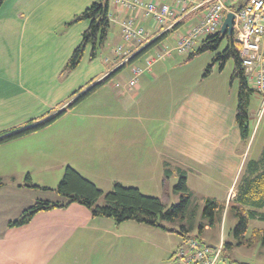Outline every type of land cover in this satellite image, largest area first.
I'll use <instances>...</instances> for the list:
<instances>
[{"label": "crops", "instance_id": "obj_1", "mask_svg": "<svg viewBox=\"0 0 264 264\" xmlns=\"http://www.w3.org/2000/svg\"><path fill=\"white\" fill-rule=\"evenodd\" d=\"M95 1L6 0L0 7V134L66 109L78 95L165 35L136 60L140 65L134 67L139 66L142 72L135 86L131 85L134 74L130 79L112 82L111 88L104 85L109 90L102 94V110H82L87 97L76 105L80 110L73 112L70 126L59 127L54 122L0 144V162L5 168L1 170L7 174L0 171V176H10L3 178L5 184L0 186V264H156L158 252L148 253L145 262L141 244L157 248L155 240L160 235L180 236L134 220L117 223L110 217H96L79 203L40 211L28 223L10 226L37 201L62 200L51 190L27 185L30 173L25 178L14 177L15 170L23 175L32 163L45 169L74 166L96 185L93 175L111 177L115 183L124 176L178 181L185 176L187 185L191 177L228 178V199L231 192L232 199L236 196L241 178H252L264 170L263 135L254 146L259 133L258 123L252 127L255 111L251 113L249 108L248 137L242 135L237 121L239 87L236 102L217 89L209 90L210 94L193 89L187 68L197 56L190 57L191 53L197 49L192 48L188 55L178 50L179 39L204 14L206 0H195L186 8L177 0H139L143 5L134 10L113 0L111 28L116 25L120 38L114 53L106 55V41L104 52L98 50L93 58L88 46L81 63L63 73L91 24L89 20L71 21ZM150 2L170 6L172 14L164 26L147 13L145 5ZM128 21L136 30H142L129 42L123 38V26ZM172 34L176 37L167 41ZM161 42L168 44L160 46ZM147 60H153L150 66ZM210 74L204 73L201 83ZM254 95L262 103V97L253 93L250 105ZM47 147L53 149L44 152ZM31 181L51 189L58 186L33 178ZM213 225L204 223L200 233ZM188 234L180 236L179 244L174 240L163 249L166 257L170 256V264L179 246L192 238ZM225 242L221 240L223 248Z\"/></svg>", "mask_w": 264, "mask_h": 264}, {"label": "trees", "instance_id": "obj_2", "mask_svg": "<svg viewBox=\"0 0 264 264\" xmlns=\"http://www.w3.org/2000/svg\"><path fill=\"white\" fill-rule=\"evenodd\" d=\"M6 0H0V7ZM237 6H232L235 10ZM81 20H89L90 27L83 33L81 44L75 49L64 72L76 68L82 61L85 50L88 46L92 48V57H96L98 50L104 46L109 32L111 29V16H110V0H96L92 5L86 8L81 14L71 21L75 23ZM164 34L152 41L138 53L130 57L124 64L114 70L109 76L99 80L88 88L85 92L81 93L74 99L66 109L61 110L50 118L38 122H31L23 128L11 131L9 133L0 134V144L24 137L31 133L37 132L61 118L65 113L85 100L97 89L103 87L111 81L123 68L133 64L136 60L142 57L150 48L159 43ZM226 40L227 44L222 51H219L221 44ZM205 51L215 52L214 62H219L220 68L223 69L226 62L232 58L235 63L233 72V79L239 80L238 92V108H237V121L240 126L242 135L249 136V106L250 99L255 90L250 86L249 81L245 75L242 65L240 45L236 40V35L233 33L231 37H222L221 34L215 33L205 37L202 40V46L196 51L192 52L190 57L198 55ZM210 65L205 71V76L209 75L213 69ZM264 159L262 160V162ZM264 164V163H263ZM259 171V168L258 170ZM27 185L30 187L40 188L42 190H51L58 194L61 201L40 200L34 203L30 208L25 210L21 217L9 223L10 226H20L28 223L30 219L38 212L51 210L54 208H64L72 203H79L86 206L96 217H110L117 223L134 220L140 223L147 224L153 227H161L168 231L178 233L185 238L189 230L193 226L188 227L181 224V229L168 228L163 221L176 222L178 220L184 221L187 219L189 208L192 204L193 193L187 185V178L182 176L175 186V190L180 193V201L177 204L168 206L161 198L155 196L144 195L137 187H128L119 182H116L113 189L109 192H104L94 182L85 178L74 167L68 165L64 170V175L54 189L42 187L32 183L30 175H27ZM5 182L0 176V186ZM103 199V203L101 200ZM223 204L215 199H207L206 207L204 209V216L209 217V223L213 225L215 222V215L218 211H222ZM230 209L238 218V224L234 229V237L236 244L232 242H225V250L233 248V246H242L245 244L253 243L252 238H247L249 224L252 220L264 221V170L260 171L252 178H241L237 188L236 196L231 199ZM195 213L190 218L194 219ZM204 229V224L200 226ZM263 231V232H262ZM263 234L264 230H255L254 235ZM250 245V244H249Z\"/></svg>", "mask_w": 264, "mask_h": 264}, {"label": "rangeland", "instance_id": "obj_3", "mask_svg": "<svg viewBox=\"0 0 264 264\" xmlns=\"http://www.w3.org/2000/svg\"><path fill=\"white\" fill-rule=\"evenodd\" d=\"M113 0H110V9L111 11L114 8ZM187 26L183 28V30H186ZM181 30V31H183ZM118 29L116 28V25L114 27L112 26L109 34V38L106 42V48H108V52L106 55H112V51L114 53V48L117 47V45L120 43V38L118 33ZM175 34H172L169 38H166L167 41L172 40L175 38ZM165 41V40H164ZM166 43L159 44L160 46H165ZM227 44V41L224 40L221 44V47L219 48V51H222ZM110 45V46H109ZM200 46H202L201 40L198 41V44L193 47L194 50L198 49ZM104 47V46H103ZM101 47V49L104 52V48ZM193 50V51H194ZM190 51H187L185 54H189ZM109 53V54H108ZM186 56V55H183ZM215 52L212 51H205L197 55L190 63L189 67L187 68V72L190 71V79H191V87L193 89H199L200 91H204L207 94H210L209 90H218L221 92L223 97H232L231 100L234 102L237 101V92L239 87V81L238 79H233V71H234V60L230 58L223 69L220 68L219 62H214L215 58ZM183 58V57H182ZM135 65H140V62L136 61L128 65L127 67L123 68L115 77L112 78L110 82H108L106 85L111 88L112 82H119L120 79L124 80L130 79L132 77L131 74L133 71V67ZM210 65H213V71L210 74V77H206V81L204 83H201V79L203 78V75L208 69ZM121 73V75H119ZM107 87L103 86L101 87L100 93L98 95L94 96L95 92L88 97V103L85 105L82 110H102L103 109V97L102 94ZM101 94V95H99ZM212 94V93H211ZM94 96V97H92ZM93 103H90L92 102ZM89 104V105H88ZM250 112L253 113V110L255 111V121L252 122V127L254 125H257L256 130L259 131L257 135V140L254 143V146H256L257 142L259 141V137L262 135L264 136V110L262 109L261 102L258 101L257 96H253L251 105L249 106ZM77 110L79 111L80 108L78 106H74L73 108L69 109L62 118L57 119L55 123L56 126L59 127H68L70 126V122H72V116L73 112ZM76 111V112H77ZM55 123H52L55 124ZM53 149V147H47L44 152H50ZM52 153H57L55 150L52 151ZM74 167V166H73ZM5 169L4 166L0 162V171H2L3 175H7L6 172H4ZM63 167H52L50 169H45L42 167L37 166V164L32 163L29 165L26 170H24V174H20L19 170H15L14 177L16 178H25L26 173H30V178H33L35 182L37 180H41L44 183H53L52 185L57 186L58 185V179L62 178L64 175ZM124 176V174H123ZM2 178H10V176H3ZM93 179L97 181V185L101 187V189L104 192H109L113 189L115 179L111 177L102 176L96 178L93 175ZM120 179L119 183L128 186V187H137L140 189V191L147 196H155L161 198L168 206H171L173 204L179 203L181 197L180 193H178L175 190V185L178 183V178H154V180L148 179V178H127L124 176L123 178H117ZM230 179L228 178H188V187L193 192L192 197V204L189 208V213L187 215V219L184 221H176V222H168L163 221V224L174 227L177 229H181V224H185L188 227L193 226L191 230H189V237L192 238H199L203 239L205 243L211 244L213 246H218L221 244V240H224L226 242H235L234 237V229L236 228L238 224V218L234 215V212L230 209L231 206V199H232V192L230 194V198H227L228 193V187L230 185ZM58 181V182H57ZM54 196V195H49ZM208 198H214L217 201H219L221 204H223L224 209L222 208V211H218L215 215L216 223L215 226L210 230L205 231L203 234L200 233V226L204 223H209V217L204 216V209L206 207V200ZM56 200V199H55ZM103 199L101 200V202ZM195 213L194 219H192L190 216ZM255 230H264V222L258 221V220H252L249 224L248 232H247V238H252L253 243L245 244L242 246H234L233 248H229L225 250L223 248V255L227 257V264H264V237L261 233L259 236L254 235ZM263 232V231H262ZM155 239V238H154ZM177 241L178 244L180 243V236L177 234H171L167 235V237H164L163 235H160L157 237V240H155V244L158 245L157 248H153L150 246V244H147L143 242L141 244L142 246V252L144 254V260L146 262V255L148 253H155L158 252L157 255V263L156 264H167L170 262L169 257H166V252L163 251L165 247H167L172 241ZM222 245V244H221ZM223 246V245H222ZM172 261V257H171ZM155 264V263H154ZM170 264V263H169ZM173 264V262H172Z\"/></svg>", "mask_w": 264, "mask_h": 264}, {"label": "built area", "instance_id": "obj_4", "mask_svg": "<svg viewBox=\"0 0 264 264\" xmlns=\"http://www.w3.org/2000/svg\"><path fill=\"white\" fill-rule=\"evenodd\" d=\"M194 1L177 0V3L187 7ZM115 3L128 10L143 5L139 0H115ZM206 4L198 24L179 39V52L190 51L200 39L219 33L227 13L235 12L234 33L240 45L242 65L250 86L262 97L264 110V0H206ZM232 6L237 7L233 10ZM145 8L160 26H164L172 14L167 4L150 2ZM141 33L142 30H136L131 21L123 26V38L127 42ZM152 61L147 60V65L150 66ZM141 72V68L133 67L132 86L137 84ZM226 261L222 245L211 246L196 238L186 239L172 255L173 264H227Z\"/></svg>", "mask_w": 264, "mask_h": 264}, {"label": "water", "instance_id": "obj_5", "mask_svg": "<svg viewBox=\"0 0 264 264\" xmlns=\"http://www.w3.org/2000/svg\"><path fill=\"white\" fill-rule=\"evenodd\" d=\"M234 22H235V12L231 11L227 13L225 20L221 26L219 34L222 37H231L234 33Z\"/></svg>", "mask_w": 264, "mask_h": 264}, {"label": "bare ground", "instance_id": "obj_6", "mask_svg": "<svg viewBox=\"0 0 264 264\" xmlns=\"http://www.w3.org/2000/svg\"><path fill=\"white\" fill-rule=\"evenodd\" d=\"M189 5V4H188ZM137 8H139V7H137ZM186 8V7H185ZM139 67V66H138Z\"/></svg>", "mask_w": 264, "mask_h": 264}]
</instances>
